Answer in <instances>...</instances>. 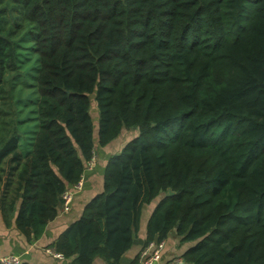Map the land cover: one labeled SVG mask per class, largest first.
Returning a JSON list of instances; mask_svg holds the SVG:
<instances>
[{
	"label": "trees",
	"instance_id": "obj_1",
	"mask_svg": "<svg viewBox=\"0 0 264 264\" xmlns=\"http://www.w3.org/2000/svg\"><path fill=\"white\" fill-rule=\"evenodd\" d=\"M21 63L39 100L18 126L10 90L3 99ZM124 131L135 135L57 253L123 264L153 207L143 247L175 237L192 244L184 264H264V0H0L7 223L37 240L96 146Z\"/></svg>",
	"mask_w": 264,
	"mask_h": 264
},
{
	"label": "crops",
	"instance_id": "obj_2",
	"mask_svg": "<svg viewBox=\"0 0 264 264\" xmlns=\"http://www.w3.org/2000/svg\"><path fill=\"white\" fill-rule=\"evenodd\" d=\"M133 135H135L133 131H124L122 135L111 144L105 147L96 146L93 156L94 165L91 168L87 165L86 171L82 177L84 181L83 190L75 196L70 211L59 214L54 221L50 222L45 227L44 232L37 240L29 243L26 237L18 230L16 218L13 217L11 222L7 223L5 214L0 212V256H20L23 259V263L27 262L29 264H70V261L65 260L62 255L61 257L55 256V254L51 252L55 251V249L50 245L54 243L72 223L82 217L86 206L95 196L103 191L104 174L109 159L113 155L119 153ZM121 137L125 138V140L120 142L119 139ZM0 183L3 184L4 180H0ZM151 210H153V207L144 211L140 234L134 247L123 257V264H131L143 248V242L146 238L147 222L152 213ZM178 244L179 241L175 237L166 241L164 263L161 262L159 264H165L171 257L181 256L186 249L192 246V244H185L187 247L180 250L175 246L177 245L178 247L180 245ZM94 264L106 263L103 259L97 258Z\"/></svg>",
	"mask_w": 264,
	"mask_h": 264
},
{
	"label": "rangeland",
	"instance_id": "obj_3",
	"mask_svg": "<svg viewBox=\"0 0 264 264\" xmlns=\"http://www.w3.org/2000/svg\"><path fill=\"white\" fill-rule=\"evenodd\" d=\"M10 22H12V19L10 20ZM17 46H18V49L21 51V56L25 55V57L21 59L24 62H28L29 65L32 67L34 63V54H33L34 46L29 36L21 37L19 41L17 42ZM34 78H35L34 70H31L25 73L22 67V63H21V67L19 68L18 74L17 75L15 74V76L11 79V81H9L8 83H6V85H4L5 99L3 100L6 101L8 98L7 90H10L11 99L13 100V105H11V107L9 106L7 101H6L7 104L4 105V107L8 111H10L11 109L15 111L16 115H15L14 121H15V124L17 125H18V121H17L18 118L26 117L27 119L28 117H30V119H34L36 117L35 109L37 108V103H38L39 98L35 94L36 90L34 92L31 91V88H34L32 85V82H34ZM93 108L94 110L92 111V113H94L95 115V112H96L95 102H93ZM6 116L7 114H5V118ZM27 131H29V129ZM124 140L125 138H122V137L119 139L120 142ZM175 246L176 248L180 250H183L184 248L187 247L185 244L179 245L178 247L177 245ZM162 263H164V261H162ZM165 264H168V261H166Z\"/></svg>",
	"mask_w": 264,
	"mask_h": 264
},
{
	"label": "built area",
	"instance_id": "obj_4",
	"mask_svg": "<svg viewBox=\"0 0 264 264\" xmlns=\"http://www.w3.org/2000/svg\"><path fill=\"white\" fill-rule=\"evenodd\" d=\"M90 168L94 165V159H92L89 164ZM84 181L81 179L78 183L74 184L71 188H68L62 195V206L60 208V213H65L70 211L72 202L75 196L83 190ZM51 251V250H49ZM166 251V241L161 242H150L144 246L140 252L138 261L136 264H159L163 261ZM57 257H61V254L56 251H51ZM23 259L16 255L0 256V264H22ZM168 264H184V260L180 256L171 258Z\"/></svg>",
	"mask_w": 264,
	"mask_h": 264
},
{
	"label": "water",
	"instance_id": "obj_5",
	"mask_svg": "<svg viewBox=\"0 0 264 264\" xmlns=\"http://www.w3.org/2000/svg\"><path fill=\"white\" fill-rule=\"evenodd\" d=\"M170 195H174L175 193L172 190H169Z\"/></svg>",
	"mask_w": 264,
	"mask_h": 264
}]
</instances>
